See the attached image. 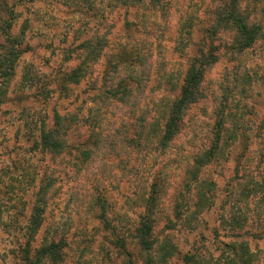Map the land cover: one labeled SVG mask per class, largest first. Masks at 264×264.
<instances>
[{"label": "rangeland", "instance_id": "1", "mask_svg": "<svg viewBox=\"0 0 264 264\" xmlns=\"http://www.w3.org/2000/svg\"><path fill=\"white\" fill-rule=\"evenodd\" d=\"M223 1L8 0L25 51L0 103V264H23L26 238L33 247L64 241L61 261L42 264H146L132 254L129 263L123 250L134 242L126 237L122 247L119 238L134 228L154 181V232L177 249L169 264H187L182 256L192 254V264H214L231 252L226 243L253 255L239 264H264V0H238L263 31L242 51L225 47L232 32L207 31ZM87 41L101 45L94 61L81 46ZM200 46L217 53L205 66L203 95L162 147L170 103ZM82 60L84 75L61 91L60 76ZM141 68L146 80L133 100L102 92L121 78L139 79ZM55 113L73 122L66 150L50 154L38 146L39 130ZM219 116L225 133L215 160L194 177V156L209 147ZM41 184L46 202L31 238Z\"/></svg>", "mask_w": 264, "mask_h": 264}, {"label": "trees", "instance_id": "2", "mask_svg": "<svg viewBox=\"0 0 264 264\" xmlns=\"http://www.w3.org/2000/svg\"><path fill=\"white\" fill-rule=\"evenodd\" d=\"M239 10L238 0H224L222 5L217 6L216 9L212 11L214 14L213 20L215 25H212L210 29H207L211 35L223 31L224 33L231 35L232 32V39L230 36V40L226 43L225 47L236 51H242L249 48L260 33L263 32L262 26L258 21L254 20L250 23L249 15L243 14ZM13 19V11L8 4V0H0V103L6 96L8 81L14 73L17 59L21 53L25 51L18 47V45H20V42L18 41L19 33H14L12 31V26L14 24ZM81 46L83 49L87 50L86 57H89L92 61L96 60L99 57V54H101L100 44L95 46L90 44V41H87L86 43H82ZM216 54L212 47L204 50L203 47L200 46L196 49V52L188 58L189 63L184 69L181 83L178 87V95L170 103L169 114L164 123L163 133L160 137V144L162 147L166 146L168 141L171 140L177 132L185 109L195 104L203 95L200 86L204 75V69L207 64L216 60ZM84 62L85 61L82 60L77 66L63 72L59 78L61 91L68 90L67 84L77 83L84 75V72L86 71ZM117 62L123 63L124 61L121 57H118ZM138 63L139 65H142V59L139 57ZM117 64L111 65V69L108 70V73H117ZM133 72L135 71L133 70ZM136 72L139 75V79H135L132 75V80L130 77L121 78L118 83H111L109 87L104 88L102 92L110 97L117 98L122 104L128 103L136 97L140 90H142L144 87L143 83L146 80V74L142 68L137 69ZM71 118L67 115L55 113L52 124L43 125L40 128L38 146L41 151H47L50 154H54L66 150L69 145L67 142V134L73 122ZM235 132L236 129L231 128V134L236 137L237 135ZM224 133L223 117L219 116L213 126V136L209 147L194 156L193 165L190 169V172H194V177L196 175L195 173L198 172L202 166L215 160L216 151L219 148ZM87 152L88 150L84 149L82 154L87 156ZM50 181L48 183H50ZM157 184L158 182L156 181L152 182L151 193L146 199L144 209L139 215V219L134 228L125 237L119 235L121 237L119 238L120 240L127 237V240L132 239L134 242L133 250H123L128 256L129 263H131L130 254H132L141 257L146 264H169V258L177 252V249L173 246L163 243L164 239H166L165 237H161L157 231L154 232V208L159 191V187H155ZM46 192V188L41 184L35 193L26 230L27 235L31 238L35 235V232L42 221L41 212L43 211V205L46 202ZM194 194H196V192H194L193 195ZM100 207L102 215L104 206L101 205ZM104 224L107 227H110L108 221H105ZM166 224L172 223L171 221H167ZM120 234L124 235L122 232ZM29 239L30 238H26L21 249L23 264H42L45 260H48L51 263H58L61 261L63 254L62 248L64 246V241L62 239H43L37 247H33ZM233 245L234 244L232 243H226V246L230 248L231 252L222 259H217L218 261H215L214 264H239V260L249 263V261L253 260V255L243 244L239 245V249H236ZM121 246H124V240ZM152 251L156 254H153ZM196 259L197 257L194 256V254L182 256V260L187 264L195 263Z\"/></svg>", "mask_w": 264, "mask_h": 264}]
</instances>
